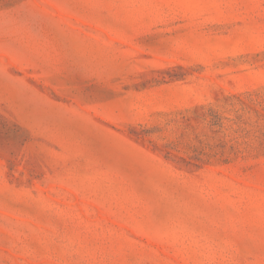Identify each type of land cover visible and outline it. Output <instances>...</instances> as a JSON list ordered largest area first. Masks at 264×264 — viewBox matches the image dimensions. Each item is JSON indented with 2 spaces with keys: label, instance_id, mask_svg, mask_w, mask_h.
<instances>
[{
  "label": "rangeland",
  "instance_id": "obj_1",
  "mask_svg": "<svg viewBox=\"0 0 264 264\" xmlns=\"http://www.w3.org/2000/svg\"><path fill=\"white\" fill-rule=\"evenodd\" d=\"M0 264H264V0H0Z\"/></svg>",
  "mask_w": 264,
  "mask_h": 264
}]
</instances>
